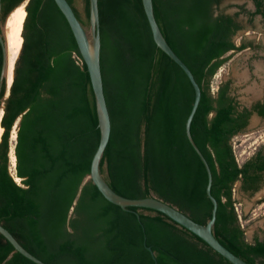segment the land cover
Masks as SVG:
<instances>
[{
    "label": "trees",
    "instance_id": "obj_1",
    "mask_svg": "<svg viewBox=\"0 0 264 264\" xmlns=\"http://www.w3.org/2000/svg\"><path fill=\"white\" fill-rule=\"evenodd\" d=\"M24 1L2 0V22ZM68 1L88 27L89 0H83V13ZM153 1L163 34L202 89L191 131L212 169L214 233L249 263L264 264V238L247 239L234 195L238 180L243 190L261 188L264 145L238 161L232 139L245 131L252 111L239 109L230 81L215 92L211 84L232 53L248 46L236 40L244 28L240 12L227 13L224 0ZM253 2L250 15L264 19V0ZM25 7L24 40L7 98L0 41V223L48 264H232L165 213L123 208L89 179L100 128L87 65L55 0H28ZM99 13L112 121L102 174L124 196L156 195L207 223L213 208L208 174L185 130L194 101L191 81L156 44L142 0H99ZM253 109L264 116V103ZM0 264L37 263L0 234Z\"/></svg>",
    "mask_w": 264,
    "mask_h": 264
},
{
    "label": "water",
    "instance_id": "obj_2",
    "mask_svg": "<svg viewBox=\"0 0 264 264\" xmlns=\"http://www.w3.org/2000/svg\"><path fill=\"white\" fill-rule=\"evenodd\" d=\"M142 1L146 16L148 18L152 30L153 38L156 44L185 71L194 88V101L185 123V130L190 143L192 144L193 148L200 156L207 170V174H208L207 194L213 203L212 215L211 218L207 221V223L205 224L200 223L194 220L193 218H191L184 211L180 210L177 206L163 200L162 198L156 195L141 197V198H131L118 193L108 184L100 168V162L102 156L104 154L105 148L111 136L112 121L104 91V82H103V74H102V66H101L102 40H101V31H100L99 0H89L90 23L88 27H85L82 24L73 6L70 4L68 0H55L56 4L63 12V14L65 15L66 19L70 24V27L72 29L78 47L80 49L81 55L87 65V70L90 75L92 88L96 97L98 117H99L100 141L92 158L89 179L93 181V183L98 187L101 193L112 203L120 205L123 208H127L128 206H140V207L159 210L165 213L166 215H168L171 219L175 220L179 224L183 225L184 227L192 231L193 233L200 236L217 252H219L224 257H226L232 264H251L242 257H240L239 255L235 254L228 247H226L219 240V238L216 237L214 233L213 228L217 217L218 200L212 194L211 191L212 182H213L212 169L210 167L207 158L205 157L202 150L199 148L198 144L196 143L191 131V122L199 106L202 97V89L190 67L176 53V51L172 48V46L166 39L165 35L163 34L162 29L155 15L154 1L153 0H142ZM27 2L28 0H25L23 3L27 4ZM8 17L9 15L7 16V18ZM7 18L5 22H2V0H0V41L4 45V63L2 69L1 83H3L4 78H6L7 80V43H6V35H5V24L7 22ZM10 87L11 84L9 85L8 92L5 98H7V96L10 93ZM253 116L256 117L257 113L254 112ZM16 139L17 136L15 140ZM0 234H2L15 247L17 251L25 255L27 258L31 259L37 264H48L39 257H37L36 255H34L33 253H31L28 249H26L20 243V241L2 223H0ZM149 248L150 250H152L151 247Z\"/></svg>",
    "mask_w": 264,
    "mask_h": 264
},
{
    "label": "rangeland",
    "instance_id": "obj_3",
    "mask_svg": "<svg viewBox=\"0 0 264 264\" xmlns=\"http://www.w3.org/2000/svg\"><path fill=\"white\" fill-rule=\"evenodd\" d=\"M75 5L83 13V0H75ZM240 6H244L247 11L255 10L253 0H224L221 4V8L229 13L240 11ZM250 18L247 12L241 13L240 20L245 28L238 33L236 40L238 43L241 40L259 42L261 49L255 52L252 48H246L232 53L218 69L211 83L212 91L215 92L222 81L231 79L236 96L246 104L256 99H264V20L261 15H256L252 20ZM250 63L254 68L252 72L249 69ZM236 73H244V76L240 78ZM16 133L15 127L11 133L12 141L15 140ZM232 143L238 161L244 162L253 154L257 146L264 144V121L253 117L248 128L235 135ZM234 195L247 239L249 241H254L256 237L263 239L264 186L256 192H247L241 188V182L238 181L235 183Z\"/></svg>",
    "mask_w": 264,
    "mask_h": 264
},
{
    "label": "bare ground",
    "instance_id": "obj_4",
    "mask_svg": "<svg viewBox=\"0 0 264 264\" xmlns=\"http://www.w3.org/2000/svg\"><path fill=\"white\" fill-rule=\"evenodd\" d=\"M25 6L26 4L23 3L18 7H16L9 14V17L7 18V22L5 24V35H6V43H7V87L8 88L13 81L14 66L20 54L24 40L22 31L24 26V20L27 15V10ZM259 67L260 66H258V69ZM236 75L242 78L244 76V73H236ZM2 115H3V109H1L0 111V140H1L2 132L4 130L1 124ZM11 156L14 164L15 155L13 154V152L11 153Z\"/></svg>",
    "mask_w": 264,
    "mask_h": 264
},
{
    "label": "flooded vegetation",
    "instance_id": "obj_5",
    "mask_svg": "<svg viewBox=\"0 0 264 264\" xmlns=\"http://www.w3.org/2000/svg\"><path fill=\"white\" fill-rule=\"evenodd\" d=\"M242 8H244V6H240V11H238V12H240V13L237 15V19L242 23V25H243L244 28H245V25H244L243 22L240 20V15H241L242 12H247V13L250 15L249 12H251V11H247L245 8H244L245 11H243ZM255 8H256V6H255ZM253 11H254V10H253ZM227 13H229V12H227ZM236 13H237V12H235V13H229V14L236 15ZM258 15H260V14H258ZM255 16H256V15H255ZM255 16H251V15H250V17H251L250 19L252 20V18L255 17ZM262 18H263V17H262ZM263 20H264V19H263ZM244 28H243L242 30H244ZM242 30H241V31H242ZM242 42L248 44V46L245 47L244 49H246V48H252L255 52H256V51H259V50L261 49V44H259V42H258V43H254L253 41L241 40V42L238 43V44H241ZM244 49H242V50H244ZM242 50H240V51H242ZM235 52H238V51H235ZM255 55H256V54H255ZM263 58H264V56H263ZM249 69H250L251 72H252L253 69H254L251 63H250ZM224 81H230V90H231V94L234 95V96L236 97V99H237V101H238V104H239V107H240L239 109L242 110V109H244V108H247L248 110H251V111H252L251 115L249 116V122H248V125H247L246 129L248 128L251 119L254 117V116H253V113H254V112L257 113V116H256V117H258V118H260L262 121H264V116L260 115L256 110L253 109L254 106H255L256 104H258V103L263 104V103H264V99H256V100H253L250 104L243 103V102H241V100H239L238 97L236 96L235 88H234V86H233V81H232L231 79L224 80ZM246 129H245V130H246ZM261 145H262V144H261ZM263 145H264V144H263ZM257 147H258V146H257ZM257 147H256V149H258ZM254 153H255V151L253 152V154H254ZM253 154H252V155H253ZM252 155H251V156H252ZM251 156H249L247 159H249ZM247 159H246V160H247ZM246 160H245V161H246ZM238 181L241 182V188H242V181H241V180H238ZM238 181H236V182H238ZM259 182H260V184H261L262 186H264V171H263L262 179H261ZM262 186H261V187H262ZM245 191H247V192H253L252 190H245ZM257 191H258V190H257ZM255 192H256V191H255ZM262 202H264V201L262 200Z\"/></svg>",
    "mask_w": 264,
    "mask_h": 264
}]
</instances>
